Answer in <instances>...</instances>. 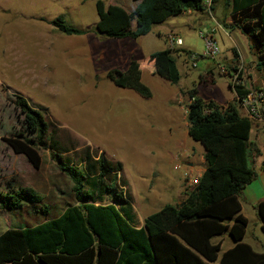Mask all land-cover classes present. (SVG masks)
<instances>
[{
  "label": "rangeland",
  "instance_id": "1",
  "mask_svg": "<svg viewBox=\"0 0 264 264\" xmlns=\"http://www.w3.org/2000/svg\"><path fill=\"white\" fill-rule=\"evenodd\" d=\"M94 1L0 0V192L10 186H26L41 196L40 204L33 209L23 207L12 212L0 207L4 226L19 222L20 217L26 224L40 219L43 213L39 205L47 206L45 210L52 215L74 203L71 182L58 169L51 152L78 162L80 152L88 149L92 155L102 153L110 161H119L122 169L116 186H123L141 215L156 211L165 202L176 204L185 189L180 178L187 160H193L197 169L203 167L199 161L201 145L186 135V91L194 88L219 104L234 101L238 105L227 74L218 71L220 64L230 69V61L222 60L230 58L233 49L240 54L248 83L264 87V69L256 67L257 52L250 47L247 36L236 26L221 30L214 24V17L225 15L224 0H217L216 9L211 11L213 17L206 8L170 16L136 39H112L97 33ZM120 1L126 8L130 0ZM58 15L84 32L59 31L53 25ZM172 33L182 39L183 50L178 51L179 45L170 47L167 36ZM206 33L211 34L218 48L214 58L200 56ZM163 48H170L175 60L179 72L176 84L141 69L140 79L150 95L140 96L108 79L107 72L123 71L128 59H140ZM185 51L196 54L194 66ZM209 68L213 84L199 77ZM16 95L38 109L48 126L46 143L50 148L39 149L38 168L22 154L14 153L3 140L19 133L27 135L22 115L14 106ZM258 145L260 155L254 168L263 176L262 132ZM254 221L249 218L247 235L253 237L246 236V240L252 241L255 249H262L264 234Z\"/></svg>",
  "mask_w": 264,
  "mask_h": 264
},
{
  "label": "trees",
  "instance_id": "2",
  "mask_svg": "<svg viewBox=\"0 0 264 264\" xmlns=\"http://www.w3.org/2000/svg\"><path fill=\"white\" fill-rule=\"evenodd\" d=\"M132 1L129 10L95 0V31L112 39H136L170 16L203 8L201 0ZM230 5L232 25L247 36L257 52L256 67L264 69V0H230ZM53 25L65 34L84 32L67 24L62 15ZM170 51L163 48L140 59L131 58L123 71L109 70L107 77L116 86L149 96L148 86L140 79L141 69L159 74L171 84L179 79ZM229 67L234 68L232 61ZM242 73L243 69L238 77ZM199 77L215 82L211 68ZM233 89L238 96L244 93L241 86L234 85ZM186 98V131L202 147L203 169L196 183L185 187L179 202L161 205L143 218L141 227H133L110 203L126 201L123 186H116L122 169L119 161H110L102 153L92 155L88 149L80 152L78 162L51 152L58 169L71 182L74 203L55 217L1 231L0 264H264V252L255 251L242 240L247 222L239 212L237 198L256 176L254 164L259 149L250 135L252 131L264 135V122L241 115L234 101L218 104L194 88L186 91ZM14 106L22 115L27 135L19 133L3 140L38 168L39 149L50 148L46 143L47 123L22 96H15ZM40 202L41 196L30 187L10 186L0 192V207L12 212L23 207L33 209ZM39 206L40 212L47 213V206ZM255 211L264 234V200L255 204ZM222 234L229 237L231 245L220 251V241L212 239Z\"/></svg>",
  "mask_w": 264,
  "mask_h": 264
},
{
  "label": "crops",
  "instance_id": "3",
  "mask_svg": "<svg viewBox=\"0 0 264 264\" xmlns=\"http://www.w3.org/2000/svg\"><path fill=\"white\" fill-rule=\"evenodd\" d=\"M114 2H117L119 3L120 5L122 3H120L121 1L120 0H113ZM112 0H110L108 3H112V4H115L113 3ZM128 1V0H126ZM216 3H217V0H214L212 3H211V6H210V9H209V12L211 13V11H213V9L215 10L216 9ZM134 5V2L132 0L129 1V5H127L129 10L133 7ZM123 6V5H121ZM229 9V11H228ZM204 9L202 8L201 10L199 11H203ZM192 10L190 9H187L185 11H183L182 13L184 14H190ZM222 11H225V15H222L220 14V16H216L214 17V24L216 25V28H219L221 30H224L223 27H227V28H230L231 30H233L234 28V25H232V19L230 17V13H231V5H230V0H224L223 1V5H222ZM227 13H228V16H227ZM211 16H212V13H211ZM213 17V16H212ZM96 19H97V16H96ZM96 21V20H95ZM236 28H238L236 26ZM215 30V29H214ZM174 34V33H172ZM158 35V34H157ZM176 37H179L176 35ZM180 38V37H179ZM123 39V38H122ZM181 39V38H180ZM181 42H182V39H181ZM182 44V43H181ZM179 47L182 48V45H180ZM234 50V49H233ZM237 58L240 59V54L238 53L237 50H235V53L232 51L231 52V57L228 58V59H223L222 61H232L233 63H236L237 61ZM131 59V58H130ZM129 61V59H128ZM127 61V62H128ZM127 66V63L124 67V69L126 68ZM243 79L244 81L246 82V84L248 86H251L248 81L246 80V68L243 67ZM142 73V72H141ZM140 73V74H141ZM153 76H157L159 78H163V76L159 75V74H153ZM228 85V84H227ZM229 87V86H228ZM121 88H124V87H121ZM230 89V88H229ZM132 90V89H131ZM133 91V90H132ZM135 92V91H134ZM136 93V92H135ZM202 96V95H201ZM204 97V96H202ZM204 98H209V99H212L213 101H215L216 103L217 100H215V98L213 97H210V96H207V97H204ZM219 104V103H218ZM238 106V105H237ZM238 112L241 114V115H244V112L242 110V108H240L238 106ZM187 128V127H186ZM259 131L254 133V131L251 132V135H250V138L255 142L256 146L258 147L259 149V154L260 155V146L258 145V135H259ZM186 135L188 136L187 134V131H186ZM190 144V143H189ZM188 144V145H189ZM190 148V147H189ZM184 153V152H183ZM258 155L256 156V159L258 157ZM188 155H184L183 157H187ZM200 160L201 163H202V150H201V156H200ZM256 159H255V162H256ZM263 160L264 158L261 160V163L264 165L263 163ZM186 166L187 167H184V169L182 170L181 172V178L180 180L182 181V184L185 185V187H190L192 186L193 184H189L190 181L189 180H192L193 178H195L196 175H200L202 169H197L195 166H194V161L193 160H187L186 162ZM173 167H178L177 165H173ZM264 167V166H263ZM256 171V176L254 177V179H252L249 183H247L239 192V194L237 195V198H238V201H239V205H240V214L246 219V226H245V232H244V235H243V238L242 240L246 243H248L255 251H258V252H264V247L262 249H255L252 245V241H248L246 240V236L248 237L249 235L253 237V235L250 233L249 235H247V232H248V229H249V218L252 217L254 221V224L257 225V227L260 229V224H259V221H258V218L256 216V211H255V204L258 202V201H261V200H264V172H263V176H261L260 174H258V171L255 169ZM196 174V175H195ZM124 182V181H123ZM125 184V182H124ZM127 194V193H126ZM126 199L125 202H120V203H116V202H112L110 201V203H112L116 208L117 210L119 211L120 215L133 227H136V228H139L142 226L143 224V218L148 215L149 213L145 214V215H141L139 214L136 210H135V207L134 205L129 201L128 199V194L123 197ZM181 200V199H180ZM179 200V201H180ZM178 201V202H179ZM103 202H109V199H103ZM165 203H170V202H165ZM163 203V204H165ZM172 204V203H171ZM62 211V210H61ZM60 211V212H61ZM37 212V211H35ZM59 212V213H60ZM59 213H56V214H52V215H49L48 213H43V217H41L40 219L34 221L33 223H28L26 224L24 221H26L25 219H21V217L19 218V222L17 223H14V224H8V225H2V222H0V227L2 226V228L0 229V232L3 231L4 229L6 228H20V227H24L26 225H34L36 223H39L41 221H44L46 219H49L51 217H55L57 216ZM261 230V229H260ZM219 240L220 241V251L230 247L231 245V241L229 240V237L226 235V234H222V235H218V236H215L212 241H217ZM210 264H214V263H210Z\"/></svg>",
  "mask_w": 264,
  "mask_h": 264
},
{
  "label": "built area",
  "instance_id": "4",
  "mask_svg": "<svg viewBox=\"0 0 264 264\" xmlns=\"http://www.w3.org/2000/svg\"><path fill=\"white\" fill-rule=\"evenodd\" d=\"M201 3L203 8H206L209 11L211 0H201ZM203 40H204V49L202 50L200 56L214 58L218 53V48L215 42L213 41L211 34L206 33L203 36ZM167 41L170 47L174 45L176 46L181 45V39L179 37L173 36V34L167 36ZM188 57L191 65L194 66L196 54L190 52ZM233 66L234 68L228 69L227 68L228 66L220 64L218 65V71L223 75L225 73L227 74V77L229 78V86L236 97L238 106L242 108L244 115L253 122L263 123L264 122V87L248 86L241 75L238 77V74L242 71L243 68L239 58H237L236 64H233ZM234 85L241 86V88L244 90V93L238 96L235 93V90L233 89ZM197 178L198 176H195V178L189 180L190 181L189 184L196 183Z\"/></svg>",
  "mask_w": 264,
  "mask_h": 264
}]
</instances>
